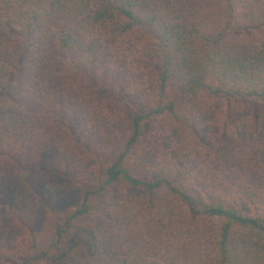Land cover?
<instances>
[{
	"label": "trees",
	"instance_id": "16d2710c",
	"mask_svg": "<svg viewBox=\"0 0 264 264\" xmlns=\"http://www.w3.org/2000/svg\"><path fill=\"white\" fill-rule=\"evenodd\" d=\"M0 172V264H264V0L0 4Z\"/></svg>",
	"mask_w": 264,
	"mask_h": 264
},
{
	"label": "rangeland",
	"instance_id": "374dc122",
	"mask_svg": "<svg viewBox=\"0 0 264 264\" xmlns=\"http://www.w3.org/2000/svg\"><path fill=\"white\" fill-rule=\"evenodd\" d=\"M22 3L23 0H4L2 2L0 0V4L5 5V7H17ZM26 171L27 170H25V172ZM22 175L23 174L19 172L16 174L10 172H0V248H10L18 234L12 225L11 218L8 216V210L21 211L25 206H34L38 202L40 203L37 218L39 225L44 220V210L46 206L52 203L53 200L54 202L52 204L55 206V209L62 211L76 206L82 195V191L80 189L72 187L66 192L56 193L55 195L48 194L45 189L46 178H42L34 184L33 182L35 179H33L32 173H29L28 180L32 181L34 189L33 191L29 190L20 180ZM53 178H50V180ZM57 181L60 183H66L64 180L58 179ZM46 196L47 198H45ZM148 197L149 195H143V198ZM249 240L251 244L255 245L258 238H254L252 236Z\"/></svg>",
	"mask_w": 264,
	"mask_h": 264
}]
</instances>
